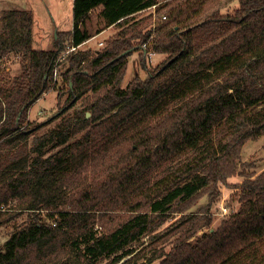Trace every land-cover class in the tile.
Wrapping results in <instances>:
<instances>
[{
    "label": "trees",
    "instance_id": "trees-1",
    "mask_svg": "<svg viewBox=\"0 0 264 264\" xmlns=\"http://www.w3.org/2000/svg\"><path fill=\"white\" fill-rule=\"evenodd\" d=\"M209 1L73 0L72 29L57 31L47 49L32 45L31 10L1 13L0 60L14 56L19 69L0 75V224L22 210H46L49 221L32 216L12 231L0 264H264V169L239 168L243 143L264 135V0H238L230 13L199 19ZM153 5H169L164 20L128 34ZM93 22L96 32L122 28L99 49L65 52L94 34ZM135 50L142 61L149 51L167 56L122 87ZM50 89L58 100L92 94L28 141L40 123L27 111ZM149 114L156 118L126 133ZM130 120L122 137L87 150ZM165 159L178 160L145 179ZM235 174L239 207L211 229L218 183ZM202 192L207 203L184 213ZM179 208L176 225L159 230ZM198 230L197 243L187 241ZM170 231L181 236L165 249Z\"/></svg>",
    "mask_w": 264,
    "mask_h": 264
},
{
    "label": "rangeland",
    "instance_id": "rangeland-1",
    "mask_svg": "<svg viewBox=\"0 0 264 264\" xmlns=\"http://www.w3.org/2000/svg\"><path fill=\"white\" fill-rule=\"evenodd\" d=\"M160 5L166 4L169 2V5L174 4L177 0H159ZM73 0H0V15L1 13L10 8H21V9H30L32 10L34 20L32 25V45L35 48H51L52 42L55 38L57 31H69L72 29V4ZM168 5V7H169ZM238 5V0H212L205 4L204 12L199 16V19L204 18L211 11L218 9L221 13H230ZM168 7L160 8H151L150 10H144L135 15V20L142 18L134 27L128 29L127 33L130 34L133 31L141 29L143 32L151 29L152 31L156 28V24L164 20L163 16ZM95 11L92 12L91 17L93 21L95 20ZM92 27L93 35L100 33L95 37L91 43L86 44L82 48H90L92 51L99 49L106 45L107 39L115 37V35L121 30V26L112 25L101 28L100 31L96 32V28L100 25L95 22L90 25ZM134 29V30H132ZM92 35V36H93ZM152 35V33H151ZM34 37V38H33ZM34 39V41H33ZM134 43L136 40H132ZM102 42V44H99ZM166 54L154 53L151 56L149 53L145 54L143 61L140 56V50L132 51L127 56V66L126 72L122 78L120 85L124 87L134 76L136 72L139 73L141 77H146V72L148 70H153L160 62L166 58ZM63 58V57H62ZM61 58V59H62ZM19 69V62L14 57L0 60V75L3 78L8 79L14 76ZM58 83L59 85L66 87V85L61 83L60 75L58 74ZM61 83V84H60ZM90 91H85L79 97H71L66 92L61 98L57 99V90H47L45 91L28 109L27 111V120L31 124L40 123V125L35 128L32 133H30L28 141H30L31 136L34 134H39L44 131L49 130L54 127L61 119L70 115L76 108H79L83 105L84 101L90 98ZM156 116L148 115L147 119L142 120L141 116L136 118L139 121V125L135 126L132 130L126 132L127 126L133 125L132 120L126 121L121 124L120 127L114 128L110 132L106 133L104 137H100L98 140L94 141L93 144L87 149L91 150L92 148L103 144L106 140L109 139H119L123 136L122 133H132L137 128L142 127V124H146L149 121H152ZM125 125V126H124ZM79 134V133H78ZM78 134L76 136H78ZM75 136V137H76ZM70 137L69 141L72 140ZM89 152V151H88ZM183 156H181L182 158ZM178 159H165L161 162H158L156 165L152 166L147 172H145V179L153 182L157 177L161 175V172H164L167 168L171 167L177 162ZM240 160L241 166L239 168L245 167L247 171H261L264 169V135L259 136L255 139H247L240 148ZM242 180L241 176L232 175L226 179V182H219L218 189L220 191L219 200L211 206V213L213 215L211 229L217 227L219 223L227 218L233 211H236L239 207L238 200V191L233 187L235 184L240 183ZM207 203V196L205 192L199 194L191 203L186 207H181L185 211L184 213H194L199 212L200 207ZM14 204V201H13ZM9 203V205H13ZM179 208L178 210L167 214L162 218V224L159 227V230L164 228L170 229L174 227L175 220L180 217L183 213V209ZM18 211V210H16ZM35 211V212H33ZM22 210L18 212L12 219L6 223L0 224V248L3 247L5 240L8 238L10 233L17 228L22 227L28 223L32 216H40L44 219L45 222H48L49 219L46 217V210ZM179 224V222H178ZM177 224V225H178ZM173 225V226H172ZM167 229H164L167 230ZM172 231V230H171ZM170 231L171 235L166 238L164 243L165 249H170L172 247L171 241L177 236H181L180 233L176 232L173 234ZM203 231L198 230L193 234L187 241H192L195 243L197 238L201 236ZM197 243V242H196ZM1 250V249H0ZM159 261L156 260L151 264H158Z\"/></svg>",
    "mask_w": 264,
    "mask_h": 264
},
{
    "label": "crops",
    "instance_id": "crops-1",
    "mask_svg": "<svg viewBox=\"0 0 264 264\" xmlns=\"http://www.w3.org/2000/svg\"><path fill=\"white\" fill-rule=\"evenodd\" d=\"M151 8L155 9L156 7H150V8H148V9L150 10ZM28 10H30V9H28ZM31 11H32V10H31ZM32 13H33V12H32ZM34 20H36V19H35L34 14H33V22H34ZM112 25H114V24H112ZM112 25H110V26H112ZM99 34H100V33H97V34L91 36L89 39H87L86 41H84V42H82L81 44H79L76 48H77V49H84V48H82V47L85 46V45L88 44V43H91V41H92L95 37H97ZM33 38H34V37H33ZM33 41H34V39H33ZM42 48H43V49H47L46 47H42Z\"/></svg>",
    "mask_w": 264,
    "mask_h": 264
},
{
    "label": "built area",
    "instance_id": "built-area-1",
    "mask_svg": "<svg viewBox=\"0 0 264 264\" xmlns=\"http://www.w3.org/2000/svg\"><path fill=\"white\" fill-rule=\"evenodd\" d=\"M152 7H155V6L153 5ZM163 18H164V16H163ZM99 44H102V42H99ZM143 46H146V43H143ZM74 49H76V47L73 46V45H71V46L67 47V49L65 50V52H69V51H72ZM148 53H149L150 56L152 54H154L151 51H149ZM56 74H57V72H56V70H54V76H56ZM0 208H3V205H0Z\"/></svg>",
    "mask_w": 264,
    "mask_h": 264
},
{
    "label": "water",
    "instance_id": "water-1",
    "mask_svg": "<svg viewBox=\"0 0 264 264\" xmlns=\"http://www.w3.org/2000/svg\"><path fill=\"white\" fill-rule=\"evenodd\" d=\"M86 116H89V112H86Z\"/></svg>",
    "mask_w": 264,
    "mask_h": 264
}]
</instances>
